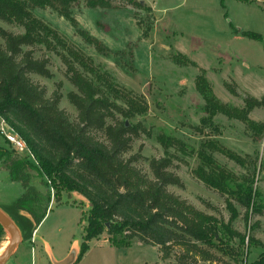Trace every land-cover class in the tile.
Returning <instances> with one entry per match:
<instances>
[{
  "label": "rangeland",
  "instance_id": "1",
  "mask_svg": "<svg viewBox=\"0 0 264 264\" xmlns=\"http://www.w3.org/2000/svg\"><path fill=\"white\" fill-rule=\"evenodd\" d=\"M89 1L76 0L70 18L57 7L31 9L32 16L52 31L48 42L34 49L36 57L49 58L53 75L34 74L33 79L47 87L48 96L56 90L62 93L60 107L71 120L77 119L78 111L68 94L77 89L67 77L68 68H76L92 80L120 112L128 110V99L142 102L145 108L135 116L125 118L119 112L121 119H129L141 129L127 157L139 155L138 166L150 173L152 158L172 156V169L181 176L184 187L171 185L169 190L200 210L231 222L245 235V243L239 237H233L229 247L200 243L212 254L211 260H202L186 246L163 253L159 246L137 238L132 246L118 248L104 231L90 241V248L76 264L256 261L264 254V214L247 213L232 195L206 185L196 171L203 166L205 155L233 173L238 182L254 177L257 204L264 208V131L252 130L222 113L209 117L197 77L204 74L217 97L233 106H244L250 95L264 97V42L245 35L251 31L264 37V0H111L107 8L91 6ZM0 28L25 31L24 26L1 19ZM250 117L264 122V107L255 108ZM0 146L13 150L1 134ZM230 154L246 164H239ZM23 192L21 182L12 181L7 171L0 170V206L12 204ZM74 195L79 205L52 203L32 236L24 239L22 235L19 250L7 264H62L77 258L87 225L82 215L88 206L83 196ZM10 238L5 230L0 236V252Z\"/></svg>",
  "mask_w": 264,
  "mask_h": 264
},
{
  "label": "trees",
  "instance_id": "2",
  "mask_svg": "<svg viewBox=\"0 0 264 264\" xmlns=\"http://www.w3.org/2000/svg\"><path fill=\"white\" fill-rule=\"evenodd\" d=\"M75 1L0 0V19L25 27L24 32L18 33L0 28V118L18 132L33 154L31 159L0 146V170L7 171L12 181L21 182L24 187L20 197L0 208L26 239L38 229L52 203L79 205L74 194L83 196L88 208L82 217L87 225L74 264L90 248V241L104 231L118 248L132 246V240L137 238L144 244L159 246L163 253L174 246H186L202 260H211L212 254L200 243L229 247L232 238L239 237L244 245L245 235L235 230L231 222L200 210L169 190L171 185L184 187L181 176L172 169V156L152 158L150 173L138 166L139 155L127 157L134 141L140 138L141 129L120 116L130 118L142 112V102L128 99V110L120 112L92 80L78 69L68 68L67 77L77 89L68 94L78 111L77 119L71 120L60 107L62 93L56 90L48 96L47 87L33 79L34 74L46 78L53 75L49 58L36 57L34 49L48 42L52 31L32 16L31 9L57 7L70 18ZM89 2L91 6H111V0ZM245 35L264 42L260 33L245 31ZM197 89L209 117L222 113L245 122L252 130L264 131V122L250 117L255 108L264 107V97L250 95L244 99V106H233L217 97L204 74L197 77ZM202 156L204 164L196 171L199 179L232 195L247 213L252 210L254 214H264V208L257 204L254 177L238 182L233 173ZM230 156L239 164H246L245 160ZM4 233L0 223V236ZM250 239L254 241L253 237ZM250 264H264V254Z\"/></svg>",
  "mask_w": 264,
  "mask_h": 264
},
{
  "label": "water",
  "instance_id": "3",
  "mask_svg": "<svg viewBox=\"0 0 264 264\" xmlns=\"http://www.w3.org/2000/svg\"><path fill=\"white\" fill-rule=\"evenodd\" d=\"M0 223L4 229L10 234V241L5 247L4 252L0 255V264H7L14 251L19 244L23 241L22 233L17 224L8 216L4 211L0 209ZM109 227V223H108ZM74 256L62 264H74Z\"/></svg>",
  "mask_w": 264,
  "mask_h": 264
},
{
  "label": "built area",
  "instance_id": "4",
  "mask_svg": "<svg viewBox=\"0 0 264 264\" xmlns=\"http://www.w3.org/2000/svg\"><path fill=\"white\" fill-rule=\"evenodd\" d=\"M0 134L4 137L6 142L9 143L13 149H15V151L22 155H29L33 157V154L26 141L2 117L0 118Z\"/></svg>",
  "mask_w": 264,
  "mask_h": 264
},
{
  "label": "bare ground",
  "instance_id": "5",
  "mask_svg": "<svg viewBox=\"0 0 264 264\" xmlns=\"http://www.w3.org/2000/svg\"><path fill=\"white\" fill-rule=\"evenodd\" d=\"M5 247H6V246H5ZM5 247H4V250H5ZM2 249H3V248H2ZM3 252H4V251H1V252H0V255H1Z\"/></svg>",
  "mask_w": 264,
  "mask_h": 264
},
{
  "label": "crops",
  "instance_id": "6",
  "mask_svg": "<svg viewBox=\"0 0 264 264\" xmlns=\"http://www.w3.org/2000/svg\"><path fill=\"white\" fill-rule=\"evenodd\" d=\"M18 248V247H17ZM16 250H19V249H16ZM76 252V251H75ZM20 264H22L21 262H20Z\"/></svg>",
  "mask_w": 264,
  "mask_h": 264
}]
</instances>
